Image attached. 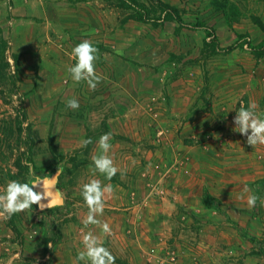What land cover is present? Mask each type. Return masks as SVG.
I'll return each mask as SVG.
<instances>
[{
	"label": "rangeland",
	"instance_id": "rangeland-1",
	"mask_svg": "<svg viewBox=\"0 0 264 264\" xmlns=\"http://www.w3.org/2000/svg\"><path fill=\"white\" fill-rule=\"evenodd\" d=\"M172 10L183 24L164 20ZM263 39L264 0H0V189L55 176L62 201L0 218V264H73L88 230L117 263L264 264V185L233 186L226 165L243 148L232 136L243 91L264 83ZM84 40L98 49L95 91L67 71ZM105 133L111 181L89 172ZM93 178L125 189L97 217L108 237L83 228Z\"/></svg>",
	"mask_w": 264,
	"mask_h": 264
},
{
	"label": "clouds",
	"instance_id": "clouds-1",
	"mask_svg": "<svg viewBox=\"0 0 264 264\" xmlns=\"http://www.w3.org/2000/svg\"><path fill=\"white\" fill-rule=\"evenodd\" d=\"M70 57L75 61L74 65L68 68V73L74 83H85L90 91H95L98 84L104 77L97 73L95 62L98 57V49L93 46L92 42L84 40L73 47ZM257 105L250 103L247 108L241 104L239 111L236 112L232 129L240 135L247 138V144L253 148L257 145H264V118L256 113ZM66 108L77 110L79 101L71 98L66 103ZM250 133V134H249ZM111 133L101 135L97 141L98 154L92 157L89 172L92 177L102 175L106 180L111 181L117 175L118 168L115 166L109 153L112 145L110 143ZM92 143L90 139L81 141L82 146ZM42 184L43 192L35 189ZM48 185L36 177L29 182L22 183L12 180L0 189V218H10L14 214L30 210L34 205L41 209L51 208L57 201L49 200L45 205L42 201L46 198L45 190ZM249 191L245 188V192ZM114 187L111 183L103 184L99 179H90L81 186L80 195L83 199L84 207L87 208V214L83 223L84 229H90V226L100 227L104 237L112 234V230L107 222H102L98 216L103 215L106 196L112 195ZM259 197L250 195L247 198V206L254 208ZM264 203V201H262ZM83 231V230H82ZM83 248L78 252L73 264H115L116 257L112 252L103 245L99 236L95 235L92 230L84 232L82 236Z\"/></svg>",
	"mask_w": 264,
	"mask_h": 264
},
{
	"label": "crops",
	"instance_id": "crops-1",
	"mask_svg": "<svg viewBox=\"0 0 264 264\" xmlns=\"http://www.w3.org/2000/svg\"><path fill=\"white\" fill-rule=\"evenodd\" d=\"M250 87L245 88L243 92H245V103L244 106H247L250 103H255L256 113L261 118H264V105H262V101L264 98V83L259 85V87L255 85H249ZM250 134V133H249ZM231 136V135H230ZM232 136L234 138L236 136L242 137L240 141V145L243 146L236 148V146L232 149H229L227 152V169L229 180L231 179V183L233 186H245L249 187L252 183L260 180H264V145H257L255 148L249 146L247 144V138L245 136L240 135L238 132H233ZM236 140V138H235ZM235 149V150H234ZM111 183L107 182L106 184ZM113 186L115 183H111ZM121 187L119 185H116ZM125 190L123 187H121ZM220 199L219 197H217ZM245 211L251 212V208L247 206V199L245 198ZM262 201H264V193L260 199V206L262 208ZM251 216H253L251 214ZM165 220V218H164ZM250 227V224L247 223V228ZM123 260V259H121ZM125 262H115L116 264H126ZM129 264V262L127 263Z\"/></svg>",
	"mask_w": 264,
	"mask_h": 264
},
{
	"label": "trees",
	"instance_id": "trees-1",
	"mask_svg": "<svg viewBox=\"0 0 264 264\" xmlns=\"http://www.w3.org/2000/svg\"><path fill=\"white\" fill-rule=\"evenodd\" d=\"M127 6V5H125ZM142 18V17H141ZM164 20L165 21H175L177 24H183L182 22V19L180 18V16L177 14L176 11L172 10L170 12H166V14L164 15ZM144 20V19H143ZM198 27H201L204 29L205 31V35L207 37H212L213 41H212V44L214 46H216L217 44V41H216V38H215V31L211 28H207V27H204L203 25L199 24ZM240 37L242 35H239ZM250 49H253L254 47L252 46V44L247 41L245 43ZM243 46V44L241 45V47ZM264 47V39L262 40V42L259 44V47H258V50L259 49H262ZM234 49V46H230L227 48L228 51H231ZM260 54V53H258ZM262 105H264V98H263V101H262ZM264 185V180H260V181H256L254 183L251 184V187L252 188H256V187H259V185ZM202 205L206 208H212V209H215L216 211H220V204H219V201L217 199H214L213 197L210 196L209 192L208 191H204L203 195H202ZM55 210H58V207H54V208H51V209H48L47 211H55ZM247 239L249 241H255V238L254 237H247Z\"/></svg>",
	"mask_w": 264,
	"mask_h": 264
},
{
	"label": "water",
	"instance_id": "water-1",
	"mask_svg": "<svg viewBox=\"0 0 264 264\" xmlns=\"http://www.w3.org/2000/svg\"><path fill=\"white\" fill-rule=\"evenodd\" d=\"M41 181H44L48 185L47 189L45 190L46 198L42 201V203L46 205L49 202V200H54V201H57V203L54 206H52L51 208L58 207L62 201H61L60 194L56 188L55 176H52L48 179H43ZM35 190L38 192H43L42 184L40 187L36 188ZM51 208L45 207L43 209H51Z\"/></svg>",
	"mask_w": 264,
	"mask_h": 264
}]
</instances>
